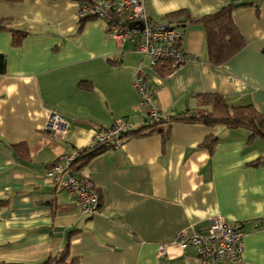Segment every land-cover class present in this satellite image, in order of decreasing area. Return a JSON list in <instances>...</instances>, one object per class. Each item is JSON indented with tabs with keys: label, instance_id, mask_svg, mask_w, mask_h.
Masks as SVG:
<instances>
[{
	"label": "crops",
	"instance_id": "1",
	"mask_svg": "<svg viewBox=\"0 0 264 264\" xmlns=\"http://www.w3.org/2000/svg\"><path fill=\"white\" fill-rule=\"evenodd\" d=\"M144 2L157 22L177 21L170 15L179 11L200 19L243 5L233 19L246 44L215 65L204 25L189 19L180 26L188 60L151 67L132 43L111 37L103 20L81 27L79 0H0V27L6 21L29 33L14 47L0 29V264H44L67 244L68 262L79 264H203L178 236L207 230L217 216L246 234L243 264H264V140H250L246 129L175 123L166 141L155 133L107 149L80 171L100 194L96 217L82 215L48 177L61 157L89 147L118 119L141 124L139 72L166 116L195 111L205 94L264 115V0ZM53 113L68 122L65 135L48 130ZM208 137L219 139L212 151ZM19 145L29 159L14 151Z\"/></svg>",
	"mask_w": 264,
	"mask_h": 264
},
{
	"label": "built area",
	"instance_id": "2",
	"mask_svg": "<svg viewBox=\"0 0 264 264\" xmlns=\"http://www.w3.org/2000/svg\"><path fill=\"white\" fill-rule=\"evenodd\" d=\"M96 17L108 25L109 34L121 44L132 43L134 49L149 60L151 67L170 61L174 66L188 60L182 50L183 33L180 24L175 21L157 22L151 19L144 0H86L80 3L78 17ZM134 86L140 96V106L145 114L139 126L124 119L100 130L90 147L112 144L120 147L125 136L142 126L153 125L169 116L164 115L156 106L151 81L141 74L136 75ZM69 124L59 114L53 113L48 130L65 135ZM80 151L61 157L48 172L53 184L67 191L80 206L82 215L96 217L100 215L101 197L90 179L78 175L73 164ZM246 234L226 221L222 216L210 220L205 231L188 234L183 231L178 236L182 246H195L197 255L203 264H243L244 239ZM164 248L161 250L163 254Z\"/></svg>",
	"mask_w": 264,
	"mask_h": 264
},
{
	"label": "trees",
	"instance_id": "3",
	"mask_svg": "<svg viewBox=\"0 0 264 264\" xmlns=\"http://www.w3.org/2000/svg\"><path fill=\"white\" fill-rule=\"evenodd\" d=\"M11 3L21 2L22 0H5ZM86 0H79L83 2ZM243 6V5H242ZM241 5L229 3L221 6L215 13L206 15L200 19L188 18V14L179 11L170 15L171 18L178 19L177 23L182 25L190 19L191 23H202L207 32L208 56L211 63L223 65L228 62L234 55L239 53L245 46L244 37L237 28L233 15ZM96 17H85L80 19L81 27L89 20ZM184 20V21H183ZM172 21V20H171ZM4 21L0 29L8 31L12 36L14 47H20L24 40L29 36L28 32L15 30L7 26ZM108 28V25H107ZM170 62V61H166ZM173 64L172 62H170ZM5 67V57L0 55V68ZM173 69L171 66L170 70ZM175 123H197L207 127H225L229 130L246 129L251 133L250 140L261 138L264 140V115L256 110L252 105L231 107L226 98L220 94H205L198 97V108L195 111H187L178 115H171L167 118L154 123L153 125L142 126L125 136V140L130 137H144L151 134H159L166 141L171 132V127ZM124 140V141H125ZM219 139L208 137L204 143L210 151L218 144ZM114 147L112 144H102L94 147L80 149L79 156L73 164V170L76 174L81 175L80 171L96 156L105 152L107 149ZM14 151L25 159L30 158L29 149L26 145H19L13 148ZM55 162L52 167L56 164ZM262 159L255 161L254 166H259ZM0 205H3L0 202ZM237 228V227H236ZM239 229V228H238ZM69 245L67 244L56 258H51L44 264H79L77 260L68 262ZM1 264H18V263H1Z\"/></svg>",
	"mask_w": 264,
	"mask_h": 264
}]
</instances>
